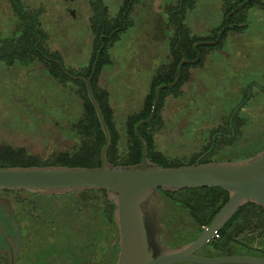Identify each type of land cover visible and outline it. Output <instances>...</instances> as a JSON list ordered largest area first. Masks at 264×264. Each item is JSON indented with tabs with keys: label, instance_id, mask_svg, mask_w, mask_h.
I'll return each instance as SVG.
<instances>
[{
	"label": "rangeland",
	"instance_id": "rangeland-1",
	"mask_svg": "<svg viewBox=\"0 0 264 264\" xmlns=\"http://www.w3.org/2000/svg\"><path fill=\"white\" fill-rule=\"evenodd\" d=\"M20 2L25 20L11 12L7 0H0V44L20 33L30 20L32 29H37L44 37L41 49L46 55H54L70 76L84 71L90 60L94 33L89 18L98 2L107 19L116 17L125 4V0ZM232 2L132 0L127 10L128 26L106 44L96 81V87L107 93L109 123L119 145L116 161L125 159L127 117L141 109L151 78L171 62L174 27L184 24L191 35L210 37L222 22L223 10ZM238 19V29L227 30L218 46L204 52L198 63L187 67L185 81L168 88L164 94L162 107L157 112L158 125L153 128V142L169 162L201 159L203 146H208L210 130L228 119L239 128L232 141L223 145L216 142L213 151L202 158L209 157L211 162L238 161L264 149V0L245 7ZM78 87L71 80L62 84L53 80L36 60L26 65L19 62L7 65L0 61V144L21 148L26 156L40 159L76 148L77 141L67 138L66 133L62 136L59 130H68L69 124L80 117ZM215 138L216 141L221 139L220 135ZM202 193L199 189L184 190L173 193L171 199L193 202ZM1 196L9 200H29L30 205H20V209L44 232L45 237L39 240L38 246L51 249H44L40 258L50 256L49 264L78 262L85 241L95 228L94 215L82 205V201L95 204L88 200L90 194L42 196L19 192ZM98 197L102 199L101 194ZM107 207L112 218L111 207ZM171 210L175 213L169 220L176 226L170 243L173 246L186 244L197 235L199 227L184 210ZM175 214L183 216L179 220ZM16 232L20 240L21 232L18 229ZM251 232L249 226L232 232L230 242L234 246L224 252V256L232 255L238 245L239 252H243L240 242L246 247L247 238L254 235ZM234 238L238 245L233 243ZM201 253L213 257L210 251ZM26 257V264H44L32 262L33 255L29 253Z\"/></svg>",
	"mask_w": 264,
	"mask_h": 264
},
{
	"label": "water",
	"instance_id": "water-1",
	"mask_svg": "<svg viewBox=\"0 0 264 264\" xmlns=\"http://www.w3.org/2000/svg\"><path fill=\"white\" fill-rule=\"evenodd\" d=\"M250 1L243 0L226 13L224 24L215 38L208 42H195L192 45L194 59L187 61L181 58L172 82L160 84L154 89L147 117L137 121L132 128L140 147V160L136 164L113 165L107 161L110 134L90 90V80L103 48L102 39L110 37L114 31L99 36V48L86 78L70 76L58 64L59 70L66 77L83 82L86 98L103 136V144L98 153L99 164L92 168L54 165L0 167V191L42 196L103 191L105 200L111 203L113 235L96 264H264L263 258L250 256L205 258L193 255L216 236L218 230L241 206L252 204L260 208L264 216V149L238 161L198 163L197 159L191 165L160 167L147 158L145 142L138 134L139 126L153 118L160 91L178 82L183 64L197 62L199 53L196 48L215 45L229 27L230 16ZM199 188H218L227 194V200L207 224L200 228L201 232L193 240L173 246L170 243V229L161 221L165 208L159 192L174 193Z\"/></svg>",
	"mask_w": 264,
	"mask_h": 264
},
{
	"label": "trees",
	"instance_id": "trees-1",
	"mask_svg": "<svg viewBox=\"0 0 264 264\" xmlns=\"http://www.w3.org/2000/svg\"><path fill=\"white\" fill-rule=\"evenodd\" d=\"M128 0H125V4ZM183 2H187L188 0H180ZM243 0H233V2L225 7L223 10L222 22L219 26H217L210 37H198L190 34V31L184 26V24H177L174 27V38H172L170 43V53H171V62L162 67L154 76L151 78L149 83L148 92L143 98L141 109L133 114L132 116L127 117L126 119V127H125V159L123 162H118L115 160V156L119 155V145L118 138L114 133L110 123V109L107 104V93L100 88L96 87L97 74L102 65V55L105 51L106 44L113 40L116 35L124 30L128 24H125V27L120 30H115L119 28L122 24L120 23V15L125 8V4L118 11L116 17L107 19L104 14V9L102 5L98 2V7L93 10L91 17L89 18L93 33H94V46L93 52L91 54L90 60L88 62L87 67L84 71L78 73L75 76H81L86 78L89 75L91 64L97 49L99 48V36L100 35H108L113 30L114 33L108 37L103 38V48L99 53L98 60L95 66L94 73L90 80V90L93 98L98 103V106L101 110L104 122L107 126V129L110 134V144L106 152L107 161L113 165H130L136 164L140 160V147L139 143L133 135V125L147 117L153 97L154 89L160 84L170 83L175 76L176 65L179 62L181 56H183L187 60H192L194 58V52L192 50V45L195 42H208L212 41L219 29L224 24V16L231 9L241 3ZM11 12L16 15L22 16L24 18V11L22 10V5L20 0H7ZM256 2V0H251L248 4H246L239 11L234 13L229 18V27L222 33L219 41L212 46H199L197 47V51L199 53V60H201L204 52L211 50L212 48L219 45L221 39L223 38L224 33L229 29H238L236 23L240 20L238 19L239 13L247 6L252 5ZM183 4V3H182ZM181 4V5H182ZM183 8V5H182ZM180 12V11H179ZM103 13L102 21L105 24H98V15ZM127 15L126 14V23H127ZM110 20L112 23H110ZM30 24L18 34L13 35L9 39L4 40L0 44V61L5 62L7 65H12L15 62H19L21 64L31 63L33 60L39 62L47 71L48 75L51 76L53 80H56L58 83H64L66 80H71L66 77L58 68L59 61L54 55H46L44 51L41 49V44L43 42L44 37L41 36V33L37 29H32L31 21L28 20ZM98 26L95 27V25ZM56 61V62H54ZM197 62V63H198ZM189 65H183L181 68V75L179 81L175 88L181 82L185 81V70ZM69 75H71L68 71H66ZM74 84L79 85L76 94L78 95L80 102V117L78 120L72 124H69L68 130H64L60 128L61 135L67 134V138L72 137L77 141L76 148H71L70 150L54 152L52 155L45 159H40L36 157H28L25 154V151L21 148H14L10 144L1 145L0 144V167H11V166H66V167H86L92 168L97 167L98 162V153L99 149L103 144V136L100 132L99 126L97 124L93 109L89 104L86 95L83 82L80 80H71ZM171 89V88H170ZM169 89H162L159 93L157 105L155 108V112L153 118L144 125L139 126L138 134L145 142L146 147V156L151 161L159 165L160 167H178L182 165H191L194 163L196 157L191 158L187 161H174L169 162L166 160L160 152L155 148V144L153 142V131L154 127L158 125L157 120V112L160 111L162 107V101L164 98V94L168 92ZM232 141V140H231ZM210 143H208L209 146ZM204 148L203 150H205ZM209 157L202 158L199 163H207L211 162ZM184 190H197V189H183ZM203 193L200 196L194 198L193 202H178L181 205V208L184 212L188 213L190 219L199 227L198 233L201 232L202 227H204L210 218L217 212V210L226 202L227 194L218 189V188H199ZM177 191V192H180ZM6 192V191H4ZM17 193V192H14ZM25 194L31 195L29 193L23 192ZM82 195L90 194L88 200L91 202H95L94 205L89 204V201L84 203L80 196V200L82 201V205L85 208L89 209L91 213L94 215L95 228L93 227L92 233H90L88 239H86L83 252L81 251L78 255L80 259L76 264L84 261L85 264H96L100 255L103 253L106 244L109 239L113 235V222L111 218V211L108 210L107 206L111 207V203L105 200L103 191H82L79 192ZM167 198L171 199V195L173 193L160 192ZM175 193V192H174ZM98 194L102 195V199H99ZM40 195V194H39ZM98 199L100 201H98ZM173 200V199H171ZM174 201V200H173ZM177 202V201H176ZM7 205V204H5ZM167 205V209L169 212L170 209L180 208L178 204H173L169 202ZM88 206V207H87ZM165 208V206H164ZM112 210V208H111ZM169 217V216H168ZM168 226H170L169 235L172 236V230L176 226V223L170 221L168 219ZM247 226L252 230L251 233L254 235L248 237V244H246L245 250L243 252H239V245L236 246L235 250H232V255L228 256H250V257H263L264 258V216L260 208L252 205L245 204L238 208L233 215L227 220V222L218 230L216 237L212 238L209 242H207L202 251H210V256L213 257H223L224 252L230 251L234 246L231 244V233L239 232L244 230ZM197 233V234H198ZM256 246H253V245ZM103 245V246H102ZM48 246H43V248H47ZM82 250V249H81ZM100 252V253H99ZM83 262V263H84ZM82 263V264H83Z\"/></svg>",
	"mask_w": 264,
	"mask_h": 264
},
{
	"label": "flooded vegetation",
	"instance_id": "flooded-vegetation-1",
	"mask_svg": "<svg viewBox=\"0 0 264 264\" xmlns=\"http://www.w3.org/2000/svg\"><path fill=\"white\" fill-rule=\"evenodd\" d=\"M129 1L130 0L127 1L126 5H128ZM125 9L123 10V12L120 15V23L122 25L124 24V27L126 24L127 11L125 12L123 17H122V14L124 13ZM102 17H103V13H100L98 15V24H105L102 21ZM110 23H112L111 20H110ZM89 24H91L90 21H89ZM122 25L119 28H116L115 30L123 29L124 27L121 28ZM115 30H113V31H115ZM181 58H184V57L181 56ZM184 60H187V59L184 58ZM198 60H199V58H198ZM198 60H197V62H198ZM187 61H191V60H187ZM183 65H190V63L183 64ZM232 121L233 120L228 119L225 124H222V125L210 130L209 140L207 141V143H210V144H209V146H206V147L203 146L202 154H201L202 156L209 155L213 151V148L215 147L216 142L220 143V145H223L226 142H230L232 140V137L235 136V133L239 129V128H237L238 124L237 123H236L237 125L232 124ZM217 135H220L221 139L216 141L215 137ZM211 137H212V139H211ZM204 148H206V149L203 150ZM202 156H201V159H202ZM201 159L198 160V163ZM5 193H7V194L13 193V194L18 195L19 192L14 193V192H8V191H6V192L0 191V264H26L25 261H28V258L26 257V255H28V253L33 255L32 262L33 261L34 262L42 261L44 264H49L50 261L52 260L51 257L47 256V257L40 258V255H41V253L44 252L45 248H43V246H41V247L38 246L39 240L41 238L45 237L44 232L40 231L41 227H38V226L36 227L34 221L29 220V215L26 212L21 211L22 209H20V208H22V206H20V205H23V204L28 207L30 205L29 200L22 199V198H18L16 200H9V199L1 196L2 194H5ZM159 195L162 198L163 207L165 206V212L162 215L161 221H162V223L165 224L166 228H169L168 219L175 212H173L172 210L170 212H167L168 211L167 205H164V203L168 204L169 202H172L175 205L178 204L181 210H183L181 208V205H183V204H180L176 201H173V200L167 198L166 196H164L160 192H159ZM5 204H7L8 208L5 206ZM184 214L188 215V213H185V212H184ZM175 216L179 217V220H180L181 217L183 216V214H175ZM171 218H173V217H171ZM179 220H177V221L179 222ZM17 229L20 230V232H21L20 240H18V237H17V232H16ZM44 229L45 228H43V231H44ZM40 232H42V235H40L41 234ZM231 234H234V233H231ZM193 239H191V240H193ZM191 240H189V241H191ZM233 243L236 244L235 238L233 240ZM240 248L242 251H244L245 250V243L240 242ZM13 249H15V251H13ZM46 249L51 250L49 247H47ZM202 249H203V247L200 248L198 251H196L193 255L197 256V257L209 258L208 256L201 255ZM223 257H225V256H223ZM210 258H213V257H210ZM83 262L84 261H81V263H79V264H82ZM83 264H85V262Z\"/></svg>",
	"mask_w": 264,
	"mask_h": 264
},
{
	"label": "built area",
	"instance_id": "built-area-1",
	"mask_svg": "<svg viewBox=\"0 0 264 264\" xmlns=\"http://www.w3.org/2000/svg\"><path fill=\"white\" fill-rule=\"evenodd\" d=\"M216 237V236H215Z\"/></svg>",
	"mask_w": 264,
	"mask_h": 264
}]
</instances>
